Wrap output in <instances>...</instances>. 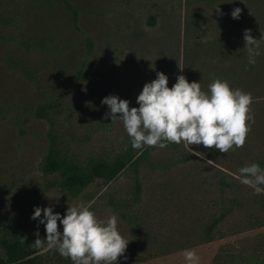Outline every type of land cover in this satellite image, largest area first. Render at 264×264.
Segmentation results:
<instances>
[{"label":"rangeland","instance_id":"1","mask_svg":"<svg viewBox=\"0 0 264 264\" xmlns=\"http://www.w3.org/2000/svg\"><path fill=\"white\" fill-rule=\"evenodd\" d=\"M245 30L264 35V0H0V258L4 242L20 240L29 262L73 264L33 245L46 232L31 217L36 206L63 215L83 202L99 219L118 217L130 242L116 264H186L185 249L200 264H264V192L236 178L264 164V42L249 64ZM157 72L169 88L184 75L203 91L221 78L250 92L245 144L192 145L202 157L183 143L134 149L101 101L139 107ZM49 155L82 167L132 161L110 182L70 190L45 170Z\"/></svg>","mask_w":264,"mask_h":264},{"label":"clouds","instance_id":"2","mask_svg":"<svg viewBox=\"0 0 264 264\" xmlns=\"http://www.w3.org/2000/svg\"><path fill=\"white\" fill-rule=\"evenodd\" d=\"M240 14L241 9L236 8L231 16L239 19ZM243 39L248 63L255 64L264 35L254 39L251 30H245ZM156 77L144 84L136 99L139 107L130 108V101L115 95L101 101L110 110L112 122L122 121L134 149L145 146L163 149L170 143H183L191 155L202 157L192 145L227 153L245 144L254 123L250 92L233 88L221 78H214L208 91H203L201 81L189 82L184 75L177 76L171 88L166 74L157 72ZM236 178L256 193L264 192V168L260 164L240 168ZM31 219L43 225L46 232V239H40L37 230L33 245L55 248L73 264H116L130 242L120 233L115 214L99 219L83 202L67 207L63 215L51 206H36ZM58 222L62 231L58 229ZM183 256L186 264H200L195 249H185Z\"/></svg>","mask_w":264,"mask_h":264},{"label":"trees","instance_id":"3","mask_svg":"<svg viewBox=\"0 0 264 264\" xmlns=\"http://www.w3.org/2000/svg\"><path fill=\"white\" fill-rule=\"evenodd\" d=\"M132 161V157L123 156L110 163L96 162L87 167L79 166L73 162H66L49 155L45 162L47 172H59L63 185L70 190H77L86 187L95 179L106 182L114 180L119 173ZM264 167V164L261 165ZM3 247L6 253V260L0 258V264H34L29 262L33 252L28 245L20 240L4 242Z\"/></svg>","mask_w":264,"mask_h":264}]
</instances>
